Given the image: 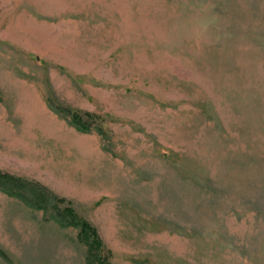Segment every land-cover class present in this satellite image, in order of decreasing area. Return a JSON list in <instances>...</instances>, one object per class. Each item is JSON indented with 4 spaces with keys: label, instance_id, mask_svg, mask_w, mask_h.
<instances>
[{
    "label": "rangeland",
    "instance_id": "obj_1",
    "mask_svg": "<svg viewBox=\"0 0 264 264\" xmlns=\"http://www.w3.org/2000/svg\"><path fill=\"white\" fill-rule=\"evenodd\" d=\"M0 174L108 264H264V0H0ZM55 212L0 186V264H86Z\"/></svg>",
    "mask_w": 264,
    "mask_h": 264
},
{
    "label": "trees",
    "instance_id": "obj_2",
    "mask_svg": "<svg viewBox=\"0 0 264 264\" xmlns=\"http://www.w3.org/2000/svg\"><path fill=\"white\" fill-rule=\"evenodd\" d=\"M0 186L6 192L15 194L30 205L45 210L56 209L54 214L56 217L54 216L53 219L58 224L77 227V238L86 246V264L109 263V251L105 249L96 228L88 220L79 217L71 207H64L62 210L57 207V200L38 183L0 174Z\"/></svg>",
    "mask_w": 264,
    "mask_h": 264
}]
</instances>
